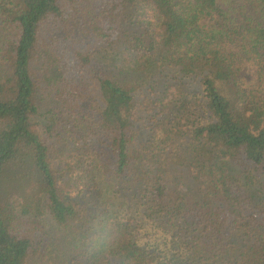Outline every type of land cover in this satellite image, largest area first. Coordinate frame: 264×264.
I'll list each match as a JSON object with an SVG mask.
<instances>
[{
    "label": "trees",
    "instance_id": "1",
    "mask_svg": "<svg viewBox=\"0 0 264 264\" xmlns=\"http://www.w3.org/2000/svg\"><path fill=\"white\" fill-rule=\"evenodd\" d=\"M48 216L60 264H264V0H0V264Z\"/></svg>",
    "mask_w": 264,
    "mask_h": 264
},
{
    "label": "rangeland",
    "instance_id": "2",
    "mask_svg": "<svg viewBox=\"0 0 264 264\" xmlns=\"http://www.w3.org/2000/svg\"><path fill=\"white\" fill-rule=\"evenodd\" d=\"M141 13L143 14V18L145 20L148 21L153 20L154 16L152 11L145 10V11H141ZM128 57L131 58L130 56ZM106 59H108L107 63L112 64L113 59H111L110 56ZM125 59L127 60V58ZM127 76L128 74H124L122 77H127ZM129 76L132 77L131 75ZM243 78L248 85L257 86L260 84L258 81L256 68L253 66H249L248 64H245L243 66ZM52 103H53L52 101L45 98L43 100L42 105L45 108V110H47L48 107L50 106L52 107L53 105ZM28 188H29V183L25 179L16 181L14 183V193L18 198L24 196ZM65 189L66 191L70 190L69 188L66 187ZM182 189H184L185 191L188 189L190 190L189 186L186 184L182 185ZM199 196L200 194H198L197 197ZM45 226L46 227L44 232L46 237V248L48 250L47 257L35 258L29 261L28 264H60L61 261L65 259L68 255L69 244L67 240V235L59 231V229L56 227L55 223L49 216L45 218Z\"/></svg>",
    "mask_w": 264,
    "mask_h": 264
}]
</instances>
